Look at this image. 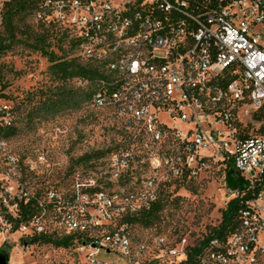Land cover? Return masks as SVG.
<instances>
[{
    "label": "built area",
    "instance_id": "built-area-1",
    "mask_svg": "<svg viewBox=\"0 0 264 264\" xmlns=\"http://www.w3.org/2000/svg\"><path fill=\"white\" fill-rule=\"evenodd\" d=\"M16 1L23 0H0V23L2 7ZM136 4L144 24L135 30L131 6ZM151 6L153 0L38 2L37 22L67 31L77 43V58L113 83L107 95L97 90L91 106L120 123V139L116 150L79 175L68 192L38 193L11 183L0 197V229L21 234L24 246H32L35 237L47 235L39 221L49 213L64 236L73 238L70 248L81 264H183L190 249L185 240L169 244L157 237L141 244L134 220L159 201L164 185L196 180L219 163L226 174L232 166L248 189L226 184V197L241 201L238 225L224 239H212L197 260L264 264V0H167L157 7L161 18H146L145 7ZM105 11L116 18L115 27L103 19ZM182 12L193 20V29L181 28ZM120 13L127 20L119 21ZM142 30H149L148 43H140ZM189 35H197L196 52L187 50ZM106 58L114 65L102 74ZM230 62L247 67L256 82L251 100L243 101L239 73H225ZM122 79L124 87L116 89ZM200 94L208 96V106L199 105ZM161 123L170 124V131H162ZM139 146L148 153L150 168H168L167 181L140 179ZM171 155L176 162L169 163ZM20 163L37 169L33 160H9L11 166ZM93 174L110 177L111 187L87 185L84 175ZM29 208L36 212L24 221L22 209ZM111 255V261L101 258Z\"/></svg>",
    "mask_w": 264,
    "mask_h": 264
},
{
    "label": "rangeland",
    "instance_id": "rangeland-1",
    "mask_svg": "<svg viewBox=\"0 0 264 264\" xmlns=\"http://www.w3.org/2000/svg\"><path fill=\"white\" fill-rule=\"evenodd\" d=\"M17 25L22 32L28 27L33 30L39 27L32 14H27ZM62 48L64 53L58 47L53 50L58 56L68 54L69 59L76 55L67 46ZM0 64V110L7 113L1 126L17 130L11 138H4L0 133V197L15 183L38 193L52 188L59 193L70 191L78 176L92 171V165L97 162L93 159L85 164L79 159L95 152L105 153L102 158H106L116 150L120 123L114 122L108 111L94 108L91 103L55 116H34L31 123L29 118L42 97L40 92L49 85L50 63L40 54L17 45ZM4 85L7 88L1 90ZM72 86L84 89L87 84L75 80ZM15 159L33 160L37 169L30 171L21 163L11 166L9 160ZM209 167L196 180L171 181L162 187L161 197L169 196L170 200L155 226H136L134 234L139 243L160 237L169 244L185 240L187 246L195 247L219 225L221 211L231 200L226 197L225 168L219 163ZM39 226L47 235L64 237L62 228L49 213L41 216ZM2 254L6 257L5 264H81L82 260L73 248H57L52 244L25 247L21 234L0 229V256ZM101 258L111 261L114 257Z\"/></svg>",
    "mask_w": 264,
    "mask_h": 264
},
{
    "label": "trees",
    "instance_id": "trees-1",
    "mask_svg": "<svg viewBox=\"0 0 264 264\" xmlns=\"http://www.w3.org/2000/svg\"><path fill=\"white\" fill-rule=\"evenodd\" d=\"M40 0H23L5 4L1 11L2 21L0 27V60L8 53L13 52L14 47L21 45L33 53H38L41 57L46 58L50 63L47 75L49 78V85L44 91L41 90V99L34 112H31L30 121L32 123L34 116L36 118L45 116H55L62 112L76 110L85 103H90L93 95V82L100 78L96 69L88 64L81 62L77 56L68 58V54L57 55L54 52V47H58L63 53L67 46L70 52L76 53L77 43L71 39L67 31L56 29L51 26H46L38 23L37 30L31 27L26 28V31H21L18 27V22L23 20L27 14L35 15L37 11V4ZM36 17V16H35ZM1 76V64H0ZM86 83L87 87L73 88L74 81ZM1 85V80H0ZM6 85V84H5ZM3 86L1 90L7 88ZM5 114L0 112V133L4 138H11L15 136L17 130L12 127H3V119ZM264 134V129L260 131ZM109 152V151H108ZM106 154L95 152L93 155H85L79 162L89 164L94 160L104 157ZM228 171L233 170L232 166H228ZM167 199L160 197L159 201L154 204L149 211L141 213V216L134 220L137 226L150 228L155 226L160 218L161 212L169 202ZM242 209L241 201L234 199L229 202L221 211V221L219 225L212 228L210 233L195 247H190L186 262L183 264H199L197 257L203 252L204 248L212 239H224L231 232L235 231L238 225L239 211ZM36 211L34 208L22 209L21 216L24 221L32 218ZM73 238L64 236L63 238H55L54 235H43L35 237L31 245L52 244L57 248H69L72 245Z\"/></svg>",
    "mask_w": 264,
    "mask_h": 264
},
{
    "label": "bare ground",
    "instance_id": "bare-ground-1",
    "mask_svg": "<svg viewBox=\"0 0 264 264\" xmlns=\"http://www.w3.org/2000/svg\"><path fill=\"white\" fill-rule=\"evenodd\" d=\"M68 2H79L82 0H66ZM160 4H167V0H153V6L145 7L146 18H161ZM3 9V7H2ZM1 9V11H2ZM139 11V4L131 6V13H136ZM37 12V11H36ZM103 19L108 18V27L116 26V18H110L109 11L102 12ZM127 20L126 13L119 14V21ZM178 20H180V26L183 29H193V20L187 18V12L178 13ZM144 24V17L141 13L134 14V29H141ZM149 42V30H142L140 34V43ZM187 43V50L189 52H196L198 43L197 35H189V41ZM102 63V74L109 73V65H114L113 58L103 59ZM237 72L240 75V85L244 88L243 91V101L251 100L254 93H257L256 82L250 78V73H248L247 67L244 65H239L237 62H230L225 67V73L230 74ZM93 95L91 98V104L97 103L98 92L100 90L101 95H107L110 90H113V83H110L105 76H101L93 82ZM124 87V79L116 81V89H122ZM199 105L208 106V96L206 94L199 95ZM114 122H116L114 120ZM111 123V122H110ZM115 124V123H114ZM113 127V125H112ZM162 131H170V124L161 123ZM136 153L140 161V179H147L148 175L152 176L153 182H165L168 180V168L164 164H157V167L150 168V162L148 159V153L143 150V146L136 147ZM176 162V155L169 156V163ZM78 171V170H77ZM84 182L87 185L103 186L104 188L111 187L110 177H99L98 174L84 175Z\"/></svg>",
    "mask_w": 264,
    "mask_h": 264
},
{
    "label": "water",
    "instance_id": "water-1",
    "mask_svg": "<svg viewBox=\"0 0 264 264\" xmlns=\"http://www.w3.org/2000/svg\"><path fill=\"white\" fill-rule=\"evenodd\" d=\"M225 182L228 188L231 190L240 189L242 192H245L248 189L247 184L243 182L242 179L237 178L234 171H229L226 174ZM5 263H6V257L4 256V254H2V256H0V264H5Z\"/></svg>",
    "mask_w": 264,
    "mask_h": 264
}]
</instances>
